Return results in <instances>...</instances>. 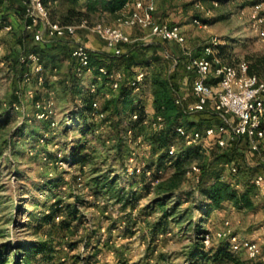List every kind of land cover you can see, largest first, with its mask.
<instances>
[{
  "label": "rangeland",
  "instance_id": "1",
  "mask_svg": "<svg viewBox=\"0 0 264 264\" xmlns=\"http://www.w3.org/2000/svg\"><path fill=\"white\" fill-rule=\"evenodd\" d=\"M78 1L77 7L83 9L87 0ZM260 1L262 4L259 13L264 15V0H217L216 6L212 5L210 0H201L205 9L208 10L207 14L201 12L192 1L156 0L152 18L155 23L165 22L169 25H177L183 34L182 44L174 41L166 43V51L174 57H181L185 55L184 52L193 55L197 46L205 47L214 40L220 43L224 41L229 55L224 60L234 64L241 60L246 61L245 54L264 53V38L259 37L252 29L249 14L251 5ZM44 2L49 7L51 17L57 19L61 14L60 9L65 5V11L68 6L66 2L64 4V0H56L54 3L52 0H44ZM2 9L3 4H0V14H2ZM87 17L91 24L102 22L110 25L116 16L102 12L100 14L90 13ZM193 17L202 19L205 25L194 24L191 22ZM126 28L131 39L130 45H141L160 40L151 35L146 27ZM17 32V28L13 25L10 30H0V114L1 119L6 120L5 124L0 127V252L6 254L4 264H17L16 258L19 253L16 248L17 243L25 239L34 240L38 235V233L33 234L32 230L26 229L23 225L26 219L25 211L32 209L31 199L33 197L42 199L45 195L33 192L31 184L47 175L54 174L55 171H62L65 178L69 177L68 172L77 174L74 168L76 166L60 160V157L66 155L68 148L83 135L79 111L83 107L84 99L89 96L86 86L91 81L95 83L96 91L90 95L96 102L98 110L104 100L115 93L106 81L96 79L93 73L84 77H76L73 62L70 59L61 60L55 65V69L50 65L45 66L42 71L45 79L43 85L36 83L34 73H31L28 82H24L22 73L30 67L20 72L19 62L12 58L13 55L18 57L23 48L16 37ZM77 34L80 40L87 38L88 34L100 39L87 28L78 29ZM86 46L91 48L89 45ZM100 49L104 50V48ZM161 55L159 52L160 61L152 62L145 69V74L150 75L156 67H165L163 70L170 75L178 89L188 97L190 76L183 73L181 64L175 67L171 60ZM147 80H144L139 90L134 92L133 101L146 109L150 116L154 113V109ZM26 87L34 91L31 98L25 94L24 88ZM35 93L40 97L37 99L39 101H44L49 97L52 101V112L47 118L36 117L37 109L34 107L36 99L33 100ZM14 103L19 105L17 109L13 108ZM191 119L193 116L189 115L188 121ZM51 120L55 123L51 124ZM96 124L93 132L85 134V140H88L86 147L92 150L91 162L84 166V174L80 178L82 184L74 186L73 190L74 195H79L84 200V203L78 205V209L84 215L85 220L83 224L68 231L67 237L77 242L70 248L64 242V244L61 243L62 248L56 259L57 262L60 264H122L123 262L153 264L156 253L162 252L170 256L169 262L159 261L157 264L186 263L185 258L182 256L176 258L175 255L185 253L193 236H196L188 219L180 226L172 225L170 230L164 234L158 233L155 240L151 239L149 224L161 214V209H150L149 206L157 194L152 186L155 182L150 183L151 187L145 190L141 186L142 181L135 183L133 190L137 199L127 206H122L113 198H94L87 193L83 184L87 179V173L93 166L98 169V173H107L109 177L116 176L118 185H127L131 176L139 174L131 173L128 170L130 165L139 162L155 165L157 162V152L151 151L146 140V136L152 132L149 126L142 125L135 135L130 132L127 135L130 137L129 141L125 144L128 152L126 151L122 158H116L112 156L114 151L109 150L113 135L114 138L116 135L112 131L109 133L108 124L100 125V122ZM18 128L22 129L23 135L16 136ZM31 131H34L33 136H29ZM136 135H141V142L136 141ZM173 143L176 148L174 157H179L181 149L184 148L182 140L175 138ZM212 150L211 148L201 150L186 158L180 156L183 167L179 173V180L171 185V193L175 194V191L179 190L189 191L194 186L199 179V173L191 172V166L207 162L212 156ZM236 152L238 161L242 163L241 184L238 180L241 178L239 175H230L229 178L230 184L232 181L234 183L231 186L241 190L243 189L241 188L242 183L247 178L250 169H264V143L258 154L250 153L242 144L238 145ZM130 158H132L131 161ZM121 160H124L127 167L120 165ZM172 172H174L173 167L162 168L161 179L169 178ZM226 173L223 169L225 176ZM145 182L147 183V180ZM61 191V196H63L64 193H68V188H61ZM258 193L256 192L254 201L255 199L257 201V197L262 198V195ZM192 198L197 200L200 196L197 192L194 193L188 202H183L179 206V209L182 210L188 205ZM175 199V197L168 199L167 205H172ZM263 204L247 209L235 208L229 202H225L223 207L225 210L219 214L212 210L202 218V227L213 232L222 226L223 220H227L232 233L241 237H255L254 239L261 245V250L264 252V214L260 210ZM197 218L192 217L193 221ZM92 230L96 231V234H92L93 237L86 236V232ZM148 246L153 249L152 253H149ZM232 253L248 264L249 259L243 249Z\"/></svg>",
  "mask_w": 264,
  "mask_h": 264
},
{
  "label": "trees",
  "instance_id": "2",
  "mask_svg": "<svg viewBox=\"0 0 264 264\" xmlns=\"http://www.w3.org/2000/svg\"><path fill=\"white\" fill-rule=\"evenodd\" d=\"M65 1L68 6L65 11L59 15L58 20L61 23H74L78 22L81 18H86L88 20L87 15L90 13L100 14L106 12L117 16V11H119L124 3V0H87L83 9H81L77 7V5H79L78 0ZM0 4H3V11L1 14L3 19H5L6 9H14L16 15L23 20L22 0H0ZM19 41L23 47V52H34L39 56L42 68L50 65L55 69V65L65 59H70L74 66L75 61L71 56L72 49L69 43L59 44L57 42H51V45L50 42L39 43L33 39L32 31L21 34ZM168 41L169 40L165 39H157L153 42L141 45H130V42L121 43L119 45L121 53L118 55H114L107 47L108 50H89V66L94 75L97 74L99 67H104L107 70L118 68L122 74V78L118 87L114 90L115 93L104 100L100 107L99 111L104 113L103 117L97 120L93 119V108L91 103L94 100L90 92L89 96L84 99L83 107L79 111L83 135L74 141L71 147L68 148L66 155L60 157V160L70 163L71 166H76L74 168H76L77 174L68 172L70 173L69 177L65 178L62 171H55L54 174L47 175L31 184L33 192L45 195L42 199L33 197L31 199V211L26 210L24 213L26 219L23 225L26 229L32 230L33 234L38 233V235L34 240L25 239L17 243L16 248L19 250L18 258H16L17 264H60L56 260L61 252L62 247L60 244L64 242L69 248L76 244L77 241L69 239L67 233L79 224H83L85 220L84 215L78 209V205L84 203V200L79 195L73 194L74 186L82 184L80 178L81 175L84 174L85 164L90 163L92 158V150L90 151L86 147V142L88 140H85V134L93 132V130L96 129L95 126H97V122H100V125L108 124L109 133L112 131L114 132L113 134L116 135L114 138V135L111 134L113 135L112 140L115 142L113 143L112 141L109 147V150L114 151L112 156L122 158L126 154L127 148L125 144L130 138L126 136V131L130 130L132 135H135L140 130L142 127L141 120L144 109L137 102L135 103L133 101V94L135 91L130 84V79L136 70L142 69L145 72V69H147L152 62H159V52L163 57L162 51H166V43H168ZM123 48H125V50ZM214 49L216 50L217 56L223 61H225L224 59L226 56H229L228 51H226V43L215 45ZM203 50L204 46H197L192 56L196 57L202 55ZM135 51L136 54L134 55ZM148 53L150 54L148 55ZM18 57L12 56L13 59L15 58V60L19 62ZM208 57L210 58L211 56L209 55ZM244 58L247 61H245L247 63V72L257 75L260 80L264 81V53H248L244 55ZM185 61V55L177 57L175 67L181 64L183 72L189 75L191 80L194 73L185 70ZM29 67V64L19 63L20 72ZM163 69H165V67H156L150 75L147 76L145 74L143 78V81L148 79V87L152 95L151 102L154 109L153 114H160L164 122V127L161 130L157 132L152 131L146 136L151 151L157 152L156 164L150 165L149 163L143 162V171L131 176L127 185H118L116 176L109 177L107 173H98V169L93 166L90 172L87 173V179L83 184L84 188H86L87 193L94 198H113L117 203H121L122 206H127L133 204L137 199V195L133 190V187L136 185L135 183L142 181L141 186L145 190L148 189L147 187H151L150 183L152 181L157 180L152 185L157 194L151 200L149 206L150 209H161V214L149 224V232L152 240L157 238L158 233L161 232L164 234L170 230L172 225L180 226L188 219L190 222L189 224H191L195 230L196 236H193L187 251L180 255H175L176 258L179 256L185 258L186 263L184 264H245L244 261L232 253L227 238L212 239L208 246H204L200 241L199 234L207 229L202 227L201 220L212 210H221L225 202H229L235 208L247 209L255 208L264 203L263 196H261L262 198L257 197V201L256 199L254 201V197H256V192L258 191L251 182L252 175L260 168L249 170L247 178L242 183L241 188L243 189L239 190L234 188L230 184V174L226 173V176L223 174V165L225 163H232L238 167V175L241 177L238 178V180L241 184L240 181L243 176V171L241 172L242 163L238 161L236 151L240 144L247 148L246 140L243 139L239 144L234 141L223 148L218 147L213 141H210L208 149H213L211 153L212 156L207 162L198 165L199 179L195 182L194 186L189 191L179 190L175 191V194L171 193V185L179 180V173L183 167L181 157L186 158L199 151L197 147L185 146L182 142L184 148L181 149V157L169 155L167 152L168 145L173 143V139L179 138L175 132V127L181 125L187 130L202 129L205 126L217 124L219 120L212 112L209 105H207L203 111L194 113H187L180 105H177L174 102V93L175 90H178V87L176 83L173 82L170 75ZM100 80H104L108 83V78L104 75ZM216 80V78L210 75L209 82L215 83ZM44 83L45 79L43 78L41 84L43 85ZM188 97L189 101L193 98L190 95V89ZM35 99H40L36 93L33 97V100ZM192 101L193 99L190 102ZM133 112L137 113L136 119L131 118ZM189 115L193 116V119L190 121H188ZM5 122L6 120L1 119L0 114V127H2ZM190 126H192V128H189ZM65 128L67 129V126H65ZM16 132H18L16 136L23 135L22 129L20 128H18ZM33 135L34 131H31L29 136ZM120 165L127 167L124 164V160L120 161ZM167 166L168 168L173 167L174 172L170 174L169 178L161 179L162 168L165 169ZM146 170L150 171L148 176L144 173ZM146 180L147 183L145 182ZM61 188H68V193H64V195L61 196ZM196 192L200 198L197 200L192 198L188 205L182 210L179 209V206L183 202H188L189 198ZM172 197L176 199L172 205L168 206L166 202ZM192 217H198V220L196 219L193 221L194 219H192ZM43 228L46 229L42 230ZM92 234H96V231L92 230L86 232V236L88 237H93L94 235ZM147 248L150 250L149 253H152L151 251H153V249H151L150 246ZM5 255V253L0 252V264L5 263ZM169 258V255L158 252L156 253L153 264H157L159 261L169 262ZM122 264L128 263L123 262Z\"/></svg>",
  "mask_w": 264,
  "mask_h": 264
},
{
  "label": "built area",
  "instance_id": "3",
  "mask_svg": "<svg viewBox=\"0 0 264 264\" xmlns=\"http://www.w3.org/2000/svg\"><path fill=\"white\" fill-rule=\"evenodd\" d=\"M182 1V0H179ZM192 1L193 4L203 13L207 14L201 0ZM156 0H124V3L115 18L113 24L107 25L102 22L89 23L86 18H81L74 23H61L58 19L50 16V10L43 0H22L23 4V23L27 31H32L33 39L39 43H45L56 39H67L72 45L71 56L75 63L73 66L74 75L76 77H84L92 74L89 66V48L83 44L77 34L78 29L87 28L93 31L105 46L114 54L121 53L120 44L129 43L131 41L129 35L125 32L126 27L139 26L148 28L150 34L178 44L184 42L183 34L177 25H169L165 22L155 23L152 14L155 10ZM214 6L217 0H210ZM262 2H255L251 5L250 20L251 27L256 34L264 38V15L260 14V6ZM191 22L197 25H205L202 19L193 17ZM11 23L3 19L0 15V30H10ZM224 43V41H223ZM219 41H212L206 45L203 54L200 56L188 55L184 64L185 70L194 73L190 83V95L193 97L192 102H188L187 94L179 90H175L174 102L180 105L185 112L194 113L203 111L207 105L210 106L212 112L218 118L217 124L205 126L202 129L187 130L183 126L175 127L177 136L182 140L185 146L197 147L199 151L208 149V144L213 141L218 147L223 148L230 143L236 141L241 143L246 140L247 150L252 153H260L261 145L264 143V81L260 80L257 75L247 72V63L243 60L234 64L223 61L216 54L215 45L223 44ZM211 56L210 58L208 56ZM163 57L172 61L175 66L177 58L163 51ZM19 63L29 64L30 69L23 71L22 77L24 82H28L31 73L36 75V83L43 82L42 63L39 56L34 52L19 53ZM96 79H100L103 75L108 78L109 87L115 90L122 78V74L118 69L107 70L99 67ZM145 72L142 69L136 70L130 84L134 91L139 90ZM216 78V82H209V77ZM88 92L95 91V83L92 81L86 86ZM28 97L33 96V89L24 88ZM51 93V91H49ZM52 101L49 98L44 101H34V107L37 109V118H47L51 112ZM19 105L13 104V108L17 109ZM93 108L92 117L98 119L104 116V113L96 107V102L92 101ZM132 119L137 118V113L131 114ZM51 124L55 122L51 120ZM142 125H147L153 132H157L164 127L163 118L160 114L147 113L143 109L141 120ZM130 130L126 131V136L130 134ZM136 141L141 142V135H136ZM263 142V143H261ZM147 145V144H146ZM169 155H175V144L171 143L167 147ZM132 158H130V161ZM224 169L230 175L238 176V167L232 163H225ZM131 173H141L143 171V162L135 163L128 167ZM160 172V171H159ZM191 172L199 173V166L193 164ZM145 175H149L150 171H144ZM152 181L151 183L156 182ZM251 182L256 190L264 197V169L257 170L251 177ZM231 185H234L233 181ZM237 187V185L235 184ZM264 214V204L260 207ZM200 241L204 246H208L212 239L227 238L229 247L232 252L243 249L249 259V264H264V252L261 246L254 239H248L232 233L229 229L227 220H223L219 229L211 232L209 229L199 234Z\"/></svg>",
  "mask_w": 264,
  "mask_h": 264
},
{
  "label": "crops",
  "instance_id": "4",
  "mask_svg": "<svg viewBox=\"0 0 264 264\" xmlns=\"http://www.w3.org/2000/svg\"><path fill=\"white\" fill-rule=\"evenodd\" d=\"M52 2L54 3V2H56V0H52ZM66 1L64 0V4H66L65 3ZM48 3L50 4V2L48 1ZM63 5V4H62ZM65 6V5H64ZM64 6H63V8H61L60 9V11H61V14L63 13V11H64ZM120 10V9H119ZM117 14H118V11H117ZM1 15V14H0ZM50 16H51V12H50ZM116 16V15H115ZM4 18L9 22V23H11V25H13L14 27H16L17 28V30H18V32L16 33V37H17V39H18V41L20 40V36H21V34H23V33H25V32H28L25 28H24V23H23V20H20V18L16 15V13L14 12V9H9L8 11H6L5 12V16H4ZM53 18H56V17H53ZM116 18V17H115ZM57 19V18H56ZM115 21V20H114ZM114 21H113V23H114ZM112 23V24H113ZM128 28H130V27H128ZM125 32L128 34V32H127V28H125ZM57 40H59V41H57ZM82 42H84L86 45H89V46H91V48H90V50H99L100 48H104V49H106V50H108L107 48H106V46L104 45V41L103 40H101V39H96V38H94L91 34H88L87 35V38H84L83 40H81ZM50 42V45H51V42H57V43H59V44H68L69 42L67 41V39L65 40V39H56L55 41L54 40H51V41H48L47 43H49ZM67 42V43H66ZM83 43V44H84ZM70 45V44H69ZM85 45V46H86ZM71 46V49H72V45H70ZM43 71V70H42ZM183 73H185V72H183ZM190 83H191V80H190ZM179 90V89H178ZM180 91V90H179ZM193 99V98H192ZM191 99V100H192ZM190 100V101H191ZM190 101H188V102H190ZM223 210H225V209H221V210H213V211H215L216 212V214L218 213H220L221 211H223ZM216 218H217V216H216ZM218 219V218H217ZM244 238H248V239H254L255 237H244ZM255 240V239H254ZM261 246V245H260Z\"/></svg>",
  "mask_w": 264,
  "mask_h": 264
}]
</instances>
